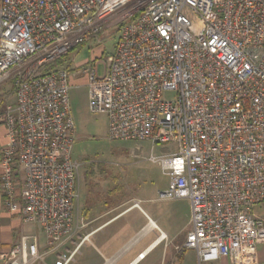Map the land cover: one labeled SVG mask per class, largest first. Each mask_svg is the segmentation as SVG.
<instances>
[{
    "label": "built area",
    "instance_id": "2783aa9c",
    "mask_svg": "<svg viewBox=\"0 0 264 264\" xmlns=\"http://www.w3.org/2000/svg\"><path fill=\"white\" fill-rule=\"evenodd\" d=\"M111 20L119 37L102 72L101 58L82 70L90 112L106 115L112 140L176 147L150 161L169 179L159 199L189 203L179 251L259 264L264 0H0V85L11 81L13 96L0 97V199L45 237L40 250L36 235H21L1 264H47L79 232L71 74L43 71ZM87 238L55 264H70Z\"/></svg>",
    "mask_w": 264,
    "mask_h": 264
},
{
    "label": "rangeland",
    "instance_id": "374dc122",
    "mask_svg": "<svg viewBox=\"0 0 264 264\" xmlns=\"http://www.w3.org/2000/svg\"><path fill=\"white\" fill-rule=\"evenodd\" d=\"M183 12L190 19L193 18L188 10ZM118 29L117 22L113 20L105 22L96 36L86 39L82 45L69 51L60 63L54 61L43 71L66 68L72 74L69 99L75 139L71 156L73 161L80 164L79 195L76 203L78 217L89 198H98L102 204L105 203L106 200L101 198L103 194L101 190L113 187L116 181L118 190L127 191L126 193L139 200L140 207L168 234L169 239L181 236L189 229V203L185 199H159V193L167 189L169 179L157 163L150 161L151 156L169 155L176 151V147L171 144L152 146L148 142L112 140L108 137L106 115L94 114L89 110L87 80L82 70L88 69L93 62L101 58L98 73L102 72L103 63L107 62L118 41ZM2 96L12 101L11 81L0 85V97ZM174 98L172 92L163 95L165 100L172 101ZM2 142L3 128L0 126V144ZM254 212L258 216H264V206L256 207ZM26 229V234L35 232L40 240L44 239L42 233L35 227L30 225ZM74 241L77 242L78 239L74 238ZM73 247L74 245L71 246ZM258 250L264 251V245L259 246ZM51 261L52 259L46 263L51 264ZM147 262L148 260L141 264ZM70 264H83V246Z\"/></svg>",
    "mask_w": 264,
    "mask_h": 264
},
{
    "label": "crops",
    "instance_id": "0c3cea01",
    "mask_svg": "<svg viewBox=\"0 0 264 264\" xmlns=\"http://www.w3.org/2000/svg\"><path fill=\"white\" fill-rule=\"evenodd\" d=\"M113 184V187L101 190V198L106 200L105 203L102 204L98 198H89L79 217L76 210L77 197L74 218L81 233L79 235L78 232L64 242L56 253L47 256L46 262L52 259L51 264H55L59 257H67L71 246L76 243L74 238L79 241L81 236H88L82 245L83 264H141L146 260L147 264H230L226 258L201 262L194 251H179L177 248L185 234L169 239L168 234L140 207L139 200L127 191L118 190L116 181ZM77 193L79 195L78 172ZM134 202H138L139 208L133 207ZM28 226L30 224H23L10 214L0 199V252L16 242L21 235L27 238L36 235L39 249H45L44 234L34 225L31 226L38 229L44 239L40 240L35 232L26 234ZM258 261L264 264V251L258 250Z\"/></svg>",
    "mask_w": 264,
    "mask_h": 264
},
{
    "label": "trees",
    "instance_id": "16d2710c",
    "mask_svg": "<svg viewBox=\"0 0 264 264\" xmlns=\"http://www.w3.org/2000/svg\"><path fill=\"white\" fill-rule=\"evenodd\" d=\"M82 44H83V43H82ZM82 44H81V45H82ZM79 46H80V45H79ZM77 47H78V46H77ZM63 57H64V56H63ZM63 57L59 58L57 61L60 63V61L62 60Z\"/></svg>",
    "mask_w": 264,
    "mask_h": 264
}]
</instances>
